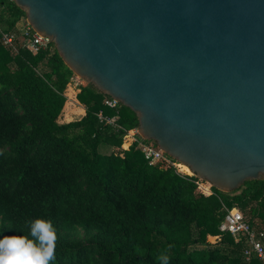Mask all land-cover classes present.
<instances>
[{"label":"trees","instance_id":"obj_1","mask_svg":"<svg viewBox=\"0 0 264 264\" xmlns=\"http://www.w3.org/2000/svg\"><path fill=\"white\" fill-rule=\"evenodd\" d=\"M24 17L13 0H0L4 31ZM69 86L84 112L63 119ZM106 99L77 82L52 42L12 52L0 38V238L27 234L28 221L45 217L58 234L52 264H159L161 252L169 264H261L219 226L234 206L264 223V179L203 191L188 167L150 164L139 147L150 140L137 134L123 147L138 118Z\"/></svg>","mask_w":264,"mask_h":264},{"label":"water","instance_id":"obj_2","mask_svg":"<svg viewBox=\"0 0 264 264\" xmlns=\"http://www.w3.org/2000/svg\"><path fill=\"white\" fill-rule=\"evenodd\" d=\"M73 73L211 186L264 179V0H13Z\"/></svg>","mask_w":264,"mask_h":264},{"label":"built area","instance_id":"obj_3","mask_svg":"<svg viewBox=\"0 0 264 264\" xmlns=\"http://www.w3.org/2000/svg\"><path fill=\"white\" fill-rule=\"evenodd\" d=\"M0 38L5 46L11 48L12 52L18 51L19 43L32 52H37L40 47H46L50 42L47 37L34 31L28 23L22 27L18 24L17 29L12 32L4 31L0 26ZM117 102L112 98L105 100V103L111 107H115ZM99 115L102 116V113L100 112ZM109 120L113 121L114 118ZM129 132H132V135L138 134L137 129H131ZM139 147L150 164L166 159L174 165H178L177 161L167 157L153 141L148 143L139 142ZM219 229L222 232L231 234L235 242L243 244V254L247 261L257 257L261 264H264V223L260 217H254L250 221L248 214L239 207L234 206L227 209Z\"/></svg>","mask_w":264,"mask_h":264},{"label":"clouds","instance_id":"obj_4","mask_svg":"<svg viewBox=\"0 0 264 264\" xmlns=\"http://www.w3.org/2000/svg\"><path fill=\"white\" fill-rule=\"evenodd\" d=\"M28 233H10L0 238V264H52L56 259L57 229L51 219L36 217L27 222ZM159 264H169L161 252Z\"/></svg>","mask_w":264,"mask_h":264},{"label":"rangeland","instance_id":"obj_5","mask_svg":"<svg viewBox=\"0 0 264 264\" xmlns=\"http://www.w3.org/2000/svg\"><path fill=\"white\" fill-rule=\"evenodd\" d=\"M27 23L26 21V17L22 18L18 23L20 24V27L24 26L25 24ZM12 66H13V62L10 63ZM76 80L77 82L79 83H82V84H85L86 82L77 77L76 76ZM67 95H68V102H66V106H65V111H64V117L63 119H67L69 117H71L72 115L74 114H80L82 113V103L77 99V96L75 98V95H76V90L74 89L73 86H69L68 87V90H67ZM74 96V97H72ZM74 100V101H73ZM70 101V102H69ZM133 136V137H132ZM138 137H137V133L132 135V132H127L123 137H122V146L127 148L129 147L133 142L137 141ZM113 145L114 144H107V145H104L100 148V151L101 152H110L111 149L113 148ZM179 163V162H178ZM176 166V169L178 172L182 173V174H186L187 172H184V171H187L185 166L183 164H178V165H175ZM187 167V166H186ZM183 171H181V170ZM189 174V173H188ZM191 174V173H190ZM205 181V180H204ZM199 183V188H201L203 191L207 192V193H211V190H210V184H208L207 181L205 182H198ZM208 187V191H207V188Z\"/></svg>","mask_w":264,"mask_h":264},{"label":"crops","instance_id":"obj_6","mask_svg":"<svg viewBox=\"0 0 264 264\" xmlns=\"http://www.w3.org/2000/svg\"><path fill=\"white\" fill-rule=\"evenodd\" d=\"M19 25H20V24H19ZM72 97H74V96H72ZM75 98H76V95H75ZM73 101H74V100H73ZM66 102H68V99H67V101H66ZM69 102H70V101H69ZM65 106H66V104H65ZM82 108H83V110H82V111L84 112V106H82ZM83 112H82V113H83Z\"/></svg>","mask_w":264,"mask_h":264},{"label":"bare ground","instance_id":"obj_7","mask_svg":"<svg viewBox=\"0 0 264 264\" xmlns=\"http://www.w3.org/2000/svg\"><path fill=\"white\" fill-rule=\"evenodd\" d=\"M182 164V163H181ZM184 166H187V165H185V164H183ZM188 167V166H187ZM189 168V167H188ZM190 169V168H189ZM191 171V170H190Z\"/></svg>","mask_w":264,"mask_h":264}]
</instances>
